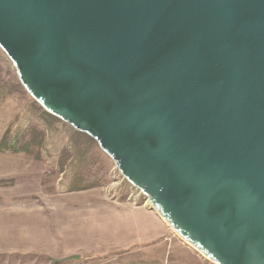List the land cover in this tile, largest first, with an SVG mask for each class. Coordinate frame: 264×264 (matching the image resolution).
<instances>
[{
  "label": "water",
  "instance_id": "1",
  "mask_svg": "<svg viewBox=\"0 0 264 264\" xmlns=\"http://www.w3.org/2000/svg\"><path fill=\"white\" fill-rule=\"evenodd\" d=\"M0 49L214 264H264V0H0Z\"/></svg>",
  "mask_w": 264,
  "mask_h": 264
},
{
  "label": "rangeland",
  "instance_id": "2",
  "mask_svg": "<svg viewBox=\"0 0 264 264\" xmlns=\"http://www.w3.org/2000/svg\"><path fill=\"white\" fill-rule=\"evenodd\" d=\"M44 112L0 49V264H214L93 139Z\"/></svg>",
  "mask_w": 264,
  "mask_h": 264
},
{
  "label": "trees",
  "instance_id": "3",
  "mask_svg": "<svg viewBox=\"0 0 264 264\" xmlns=\"http://www.w3.org/2000/svg\"><path fill=\"white\" fill-rule=\"evenodd\" d=\"M44 116H45L47 119H50V120H52V121H57V118L51 116L50 114H48V113H46V112H44Z\"/></svg>",
  "mask_w": 264,
  "mask_h": 264
}]
</instances>
